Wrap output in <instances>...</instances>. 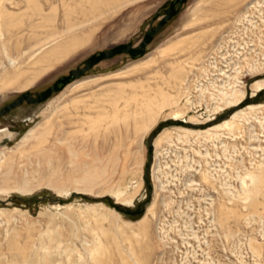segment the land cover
<instances>
[{"label": "rangeland", "instance_id": "rangeland-1", "mask_svg": "<svg viewBox=\"0 0 264 264\" xmlns=\"http://www.w3.org/2000/svg\"><path fill=\"white\" fill-rule=\"evenodd\" d=\"M166 1L121 0L83 21L71 7L85 0H0V25L18 24L0 33V107L45 88L96 50L138 43ZM263 80L264 0H185L142 55L103 58L46 99L1 115L0 151H15L0 162V261H10L14 236L32 264L46 251L62 264H96L89 249L98 238L105 264H124L117 248L139 264L130 242L147 264H264V87L252 88ZM229 87L243 90L239 103L227 100ZM113 103L129 113L142 104L153 112L150 126L137 134L119 125L103 138L80 124L100 110L106 124ZM37 122L50 128L45 141L15 149ZM164 130L168 138L155 146ZM119 137L123 145L110 153ZM43 147L55 159L38 156ZM251 176L261 178L258 188ZM107 196L144 212L118 211ZM141 223L144 233L136 230Z\"/></svg>", "mask_w": 264, "mask_h": 264}, {"label": "bare ground", "instance_id": "bare-ground-1", "mask_svg": "<svg viewBox=\"0 0 264 264\" xmlns=\"http://www.w3.org/2000/svg\"><path fill=\"white\" fill-rule=\"evenodd\" d=\"M120 1L121 0H85V3L84 4H81V6H79V7L78 6H75V7L72 6L71 7L72 8L71 10L73 12H76V13L80 14L81 17L83 18V21H85V20H87L88 17H92L93 15H98V14H101V13H104V12L110 10L115 5H117ZM70 12L71 11H67V13H70ZM245 13L243 15H245ZM0 15H1V13H0ZM67 22L70 23V21H67ZM17 26H18V24L7 26L5 23H1V25H0V33L3 34V35H7L8 32H9V29L16 28ZM67 27H68V25H67ZM194 42H195V40H191V41H188L187 44L188 45H192ZM13 49H14V46L13 47H10V50H13ZM8 57H10V55H8ZM248 61L249 60H246V62L248 63L249 68L253 69V66H254L253 63L254 62H248ZM179 71H180V68L179 67L178 68H174L172 70V73L179 74L178 73ZM236 71L238 72L239 71V68ZM175 74H173V75H175ZM263 87H264V80L263 81H257L252 86V88H254V92L257 91V90H259V89H261V88H263ZM229 88H231V87H229ZM198 89L201 92L204 91V89L201 88V87H199ZM231 90H232V88H231ZM117 93H121V92L120 91H117L116 94ZM243 93L244 92L241 89H233L232 90V93L231 92H225V95L227 97V100L230 99V97L233 96L234 104H237V103H239L244 98L243 97ZM116 94H113V99H114V96ZM120 95H122V94H117V96H120ZM124 106H125V103L123 104V107ZM253 106L254 105H251V106L249 105L248 107L249 108H253ZM143 109H145V107L143 108V105L141 104L139 107L135 108V110L132 113H129L125 107L121 111L113 103L112 104V108L109 111L110 113H108L109 114V116H108L109 117V121L106 124H103V121L101 120V117L103 115H106V113H107L106 110L97 111L94 115L92 113H90V112L84 114L85 115V118L84 117H83L84 119L81 118V120L83 119V121H80V124L81 125L82 124H85V123L88 124L89 130L92 131L94 133V135H97V134H99V133L102 132L103 138H106V135L109 132H113L114 133L115 132L114 129H117L118 130V128H119V131H120L119 125L123 126L124 133H126L128 131L129 126L132 125V128H133L134 133H137L138 134L140 132L146 131V129L151 124V120L154 117L152 111H146V112H144ZM240 110H242V109H240ZM240 110L237 111V112H235L232 115V117H235V116L240 115L241 112L243 111V110L242 111H240ZM173 113L175 115H178L179 114V111L178 110H176V111L174 110ZM228 123L229 122L226 121L225 122V125H228ZM38 125L40 126V129L36 132L35 130H36V128H37ZM79 129H82V127H80ZM3 130H4V128H1L0 129V138H1V135L4 133ZM49 130H50V128L47 127V126L42 127L40 122L35 123L34 125H32L26 131V133H24V135L21 138V141L15 146V149H18L19 145L20 144L21 145L24 144L27 140L28 141L29 140L32 141V144L30 145L31 148L32 147L39 146L40 143H43L45 141L46 135L49 133ZM119 136H120V134H119ZM167 136H168V130L167 131L164 130V131L160 132L155 137V139H154V145L155 146L158 145L161 140L168 138ZM57 140H59V139H57ZM103 141H104V139H103ZM103 141H102V143L104 145V142ZM121 145H123V143L121 142L120 137L119 138H116L114 140L113 144L109 148L110 153H115V150L119 146H121ZM152 146H153V144H152ZM64 149L66 150V152L68 153V155H70L71 157H73L77 153L76 150H75V148L71 147L70 143H66L64 145ZM51 150H52L51 147H43V148H38L35 152H36V154L38 156L43 157V158H45L48 161L54 155H56V154H50L49 152H51ZM14 151L15 150L12 149V153L13 154H14ZM12 153H9V152L8 153H5L3 151H0V162L4 161L5 159H7V162L9 160H12V157H13V156H11V155H13ZM137 156L138 155H136V158H137ZM53 159H55V158H52V160ZM82 179H84V177ZM251 179L254 180V182H256V186L258 188L259 187V183H261V178L260 177H257V176H251ZM256 191H257V189H256ZM248 197H252V196L250 195ZM152 209H153V204H151L150 206H148L147 211L148 212H151ZM136 230L137 231H140L141 233H144L146 231V225L144 223H141L140 226L136 227ZM137 235H138V233H137ZM55 239L57 241L58 240V237L56 236ZM98 239H97V241L94 242V246H92L89 250H90V252H94L96 254V256L94 255L95 256V262H96V264H105V263H103V259L100 256V254H102V253H100V250L102 249V245H100L101 242ZM17 244L18 243L16 242L14 236H12L11 239L9 240V242H8V246L12 250L11 251L12 257L10 258V261H7V262L0 261V264H32L31 263V259H28L24 255V251L22 250V247H20V245H17ZM129 248H130V255H131L130 257L136 263H139V264H147L146 257L144 256L145 253L140 252L141 253L140 254L138 251H136L135 249H133L135 247L133 246V244L131 242L129 243ZM141 250H142V248H141ZM116 251L120 254L121 261L124 264H128V260L120 253L119 248H117ZM145 252H147V249H146ZM33 260H35L36 262H38V264H62L61 262H55L52 259V253L49 252V251H46L45 254H43L42 256H39L37 259H33ZM68 264H70V261L69 260H68Z\"/></svg>", "mask_w": 264, "mask_h": 264}, {"label": "water", "instance_id": "water-1", "mask_svg": "<svg viewBox=\"0 0 264 264\" xmlns=\"http://www.w3.org/2000/svg\"><path fill=\"white\" fill-rule=\"evenodd\" d=\"M185 0H167L161 6L162 10L157 11L153 16L155 18L158 14H162V16L157 20L155 24L151 23L150 26L145 30L143 36L139 40L138 43L133 44L131 40L120 42L109 46L107 48L99 49L91 54H89L81 64L76 65L69 69L68 73L59 75L54 81L48 84L45 88L40 90H29L26 89L18 93L12 100L5 103L0 107V116L7 113L10 109L15 107L16 105L22 103L23 101L33 103L40 102L50 96L54 91L60 90L64 85L73 80L76 77L84 74L86 70H88L92 65L103 58L110 57L116 53L127 52L132 57H137L142 55L145 52L146 44L152 39L153 34L170 18L172 17L180 8L181 4ZM159 127V126H158ZM157 128L153 130L152 133L156 132ZM152 135L149 137L148 149L151 151L153 146L151 140ZM144 179L147 181L148 187L151 188V184L146 176V171L143 174ZM80 191H74L72 196L75 194H79ZM108 204L114 207L116 210L121 211L125 214L136 215L144 212V205L137 209H129L128 207L120 206L116 202L112 201L108 196ZM150 195L146 199L148 201ZM62 201L61 199H58Z\"/></svg>", "mask_w": 264, "mask_h": 264}]
</instances>
